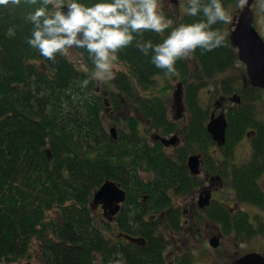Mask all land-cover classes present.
Segmentation results:
<instances>
[{
	"label": "trees",
	"instance_id": "trees-1",
	"mask_svg": "<svg viewBox=\"0 0 264 264\" xmlns=\"http://www.w3.org/2000/svg\"><path fill=\"white\" fill-rule=\"evenodd\" d=\"M232 1L222 0L226 12ZM79 2L91 6L100 0ZM39 6L40 0L35 5L21 0L19 6H0V260L19 259L37 240L42 264H109L119 257L128 264H168L167 242L159 225L175 208L152 207L167 197L165 189H180L174 174H188L184 164L176 163H183L185 156L181 153L179 160L163 153L158 141L151 143L141 133L139 118L131 113L120 118L123 126L112 135L105 124L107 100L91 79L94 65L86 51L78 49L83 65L60 55L53 63L26 42L32 25L25 17ZM202 18L184 11L177 25ZM222 26L217 23L213 30L221 31ZM171 27L162 35L145 32L143 39L161 43ZM192 57L197 70L209 75L235 60L236 53L228 50L223 39L213 50L202 54L197 49ZM117 61L125 63L127 70H116L108 86L112 109L125 106L139 112L150 126L173 131L167 98L140 93H151L157 76H166L151 63V53L144 55L133 43L119 52ZM175 67V76L184 84L185 104L189 109L195 106L196 127L205 139V112L195 95L203 83L197 79L204 76L194 79L187 60H178ZM233 118L236 131H241L247 121L239 115ZM188 135L190 139L191 125ZM229 137L226 146L238 138ZM139 170L151 172V179L145 180ZM106 178L126 191V205L112 219L102 210L101 216L96 215L90 205L93 191ZM232 183L237 199L264 201L259 183L251 176L236 173ZM215 213L219 221L232 219L227 210ZM112 224L120 235H107L106 231L113 232ZM182 263H190L189 258Z\"/></svg>",
	"mask_w": 264,
	"mask_h": 264
},
{
	"label": "flooded vegetation",
	"instance_id": "flooded-vegetation-1",
	"mask_svg": "<svg viewBox=\"0 0 264 264\" xmlns=\"http://www.w3.org/2000/svg\"><path fill=\"white\" fill-rule=\"evenodd\" d=\"M227 13L231 16V22L227 24L223 23L220 32L227 41L228 50L236 53V59L230 64L224 66L221 71L233 65L235 61H237L238 64H241V66H239L241 74L238 76L242 83L240 88L241 92L232 91V86H235V80L233 82L232 79H222V83L220 84L221 92L215 99L213 107L210 109L204 108V127L208 135L207 138L202 139L199 136L201 133L198 130V126L196 127L198 122L194 117L195 106L192 105L189 109L185 104L184 84L181 80H178L182 84L183 109L181 113L176 116L175 106V113L170 116L168 108L169 104L167 107V115L171 123L174 125L173 131L164 132L157 128H155L157 131L150 134H147L143 128H140V131L142 134L146 135L147 139L151 140V143L153 141H158L160 143V150L172 159H178L179 156L180 160L181 153L185 156L183 163H179V161L176 163L181 166L184 164L188 170V174L182 173L181 171L174 174V179L178 181L180 189L177 191L172 188L165 189L164 192L167 197L161 201V205L158 207H152L175 208L174 213H169L168 216L165 215L166 217L163 218L162 223L159 225V230L163 235H165L166 232L172 234L174 241L173 245L176 247L175 250L177 251L180 248L176 242L178 240L176 234L185 228L184 222L186 223L188 219H183V216L186 214V211L188 210L187 208H191L188 215L189 220H191V232L193 234L200 231L201 220L204 219V217H207L204 221L205 223H208L206 226L209 228L206 233V241L210 247V260L208 261V264H236L239 258L252 252L257 253V257L253 259L250 264H264L262 262L264 259V201L259 203L261 208H257V211H253L255 215L252 214V216L243 208H232V205L220 203L217 197L221 196V194L217 195L218 193L215 192L219 187L226 188L231 185L232 188H234L232 180L234 179L235 174L243 173L251 176L253 180H256L264 193V189L260 184V179L264 177V157H262V153L264 154V85H256L251 82L247 64L238 57V47L232 43L230 38V34L235 29L240 16L243 13H246V15L249 16L250 26L264 42V10L260 7V0H247L243 6H240V0H233L228 5ZM227 100L230 101L227 102ZM172 105H174L173 101ZM257 107L263 109H259V113H257ZM261 112H263V114H261ZM221 113H223L225 117L226 126L224 131V141L222 144H218L217 140L213 138L212 134L207 129V123L211 117H215ZM238 115L247 121V124L241 128V131H236L238 126L236 120L233 118ZM181 119H185V121L181 122ZM190 125L192 135L189 139L188 132ZM156 134L158 135L157 137L155 136ZM231 134H233V136L237 135L238 138L233 144H231V146L228 145L224 147L225 144L227 145V140L230 138L229 136ZM171 135H175L176 137L173 143L164 144L160 139L161 136L168 138ZM243 137L249 139L250 152L244 151L241 158L243 159V162H240L239 160H234L232 156L228 155V152L234 150L233 146L237 143V140ZM210 145H213V147L216 145L220 152H222L221 150L224 147L223 151L226 155L222 152V156L217 157L209 149ZM181 149H184V152H181ZM189 155H197L198 157V169L196 172L190 170L187 161ZM149 174V177L143 178L145 180H150L152 173L149 172ZM206 189L210 190L209 200L205 204H200L199 196L201 192ZM174 195H181L184 199H187L183 206H181L180 203L175 202ZM145 196L146 195H144L142 199H144ZM125 199L120 202L118 211L125 207ZM232 201L234 205H236L234 198ZM95 208L102 210L100 204ZM224 210H227V214L232 218L231 220L219 221L214 218V215L216 214L215 212H222ZM116 213L112 218H114ZM163 213L164 210H160L158 214L163 216ZM170 224L173 225L172 228L170 227ZM228 232L233 233L232 235L234 237L232 238L226 235ZM116 233L120 235L118 229L116 230ZM121 238L123 237L121 236ZM165 238L167 245L164 249V255L167 261L170 254H166L169 243L166 235ZM213 238H217V244L215 245L210 241ZM231 246L232 250L229 251ZM206 249L208 250V248ZM233 251L235 252L234 257L231 260V263H228L227 256H230V252ZM189 253L191 252L186 249H179L178 252H174L170 256L173 258V262L167 263L185 264L182 262L189 258L190 263L188 264H193L192 257ZM259 259H261V261Z\"/></svg>",
	"mask_w": 264,
	"mask_h": 264
},
{
	"label": "clouds",
	"instance_id": "clouds-1",
	"mask_svg": "<svg viewBox=\"0 0 264 264\" xmlns=\"http://www.w3.org/2000/svg\"><path fill=\"white\" fill-rule=\"evenodd\" d=\"M246 2L240 0V6ZM25 3L35 5L37 0ZM20 4L21 0H0V6ZM260 7L264 10V0H260ZM185 14H202L203 18L171 27L173 22L164 15L160 0H100L91 6L79 0L66 4L65 0H40V6L25 17L32 25L26 42L53 63L57 55L83 49L94 65L91 79L100 84L115 78L119 52L135 43L144 55L151 53V63L170 77L177 74L178 60L190 59L197 49L203 54L221 45L224 36L213 26L231 22L222 0H188ZM170 27L161 43L143 39L145 32L162 35ZM88 83L83 82L85 86Z\"/></svg>",
	"mask_w": 264,
	"mask_h": 264
},
{
	"label": "rangeland",
	"instance_id": "rangeland-1",
	"mask_svg": "<svg viewBox=\"0 0 264 264\" xmlns=\"http://www.w3.org/2000/svg\"><path fill=\"white\" fill-rule=\"evenodd\" d=\"M187 1L188 0H178L177 3H173L171 0H160L161 5H162V10L164 15L166 16L167 19H170L173 23H172V27H176L178 26V21L181 17V15L183 14L184 11H186L187 8ZM68 2V0H65V4ZM184 5V7L182 8L181 5ZM77 65H83L82 62V55L80 50L78 49H74V50H69L68 55ZM188 64H189V68H190V75L192 77H194V79L196 78L197 75L200 76H204L202 77L201 80L197 79V83L199 82H203L201 85L199 84V86L196 89V97L198 99V104L201 105L203 108L206 109H210L213 107L214 105V101L215 99L219 96L220 94V84L222 83V79H232L234 82L235 86H232L233 90L232 91H240V88L242 86L241 83V79L239 76V74H241V69L239 66H241V64H238L237 61H235L233 63V67L229 66L228 68H226L225 70L219 72L215 71L214 73H211L209 75H206L205 73L200 72V70H197L198 66L197 63L195 61V59H193V57H191L190 59H187ZM127 70V65L121 61H116L114 64V72L116 70ZM93 71V70H92ZM91 71V73H92ZM179 80V78H177L175 75L173 76H157V79L154 82V87L152 88L151 93H147V91L144 90H140V93L142 94H158L161 95L165 98H167V102L169 104V114L170 116H172V114L175 113V105H172V92L175 88V85L177 83V81ZM111 81H107L104 82L103 84H100L98 82L95 83V87L97 89V91H99V93L101 95L105 96V99L107 100V104H106V110H105V124L107 125V127H114L115 129L120 128L121 126H123V120L120 119L122 118L124 115L128 114H133L135 116H137L139 119L142 118L139 114V112L134 111V110H126L125 106H122L119 110H113L112 109V105L109 104V101L107 99L108 97V93H107V89L108 86L111 87L110 84ZM161 87L162 90H161ZM230 95V94H229ZM230 100H227V102H229ZM174 107V108H173ZM257 111L260 109L262 110L263 108L261 107H257ZM186 112V110H185ZM259 113V111L257 112ZM261 114H263V112H261ZM260 114V115H261ZM181 122H184L185 119H181ZM140 128H143L147 134H150L154 131H157L155 129V127L150 126L149 125V121L145 120V119H140ZM181 141V139H180ZM226 147V144L225 146ZM224 147L222 148V152H224ZM234 150L230 151L228 153V155L232 156L234 160H239L240 162H243L242 155L245 152H250L249 149V139L247 137H243L241 139L237 140V143L233 146ZM209 149L211 150V152L213 154H215L217 157H221L222 156V152L219 151V149L216 147V145L213 147V145L209 146ZM214 149V150H213ZM224 154L226 155V153L224 152ZM246 156V155H245ZM262 157H264V154L262 153ZM240 158V159H239ZM244 158V157H243ZM140 171V174L142 177H149L150 174L149 172L146 171ZM260 184L264 189V177L260 179ZM215 192H217L216 194L219 195L221 194V196H218L217 199H219L220 203L223 204H228V205H232V208H243L245 209L247 212H249L251 215H255L253 211H257V208H261L259 203H255V202H251V201H245V200H238L236 197V192L234 190V188H232V186L230 185V187H223L217 189ZM220 197V198H219ZM234 198V200L236 201V205H234L232 199ZM174 200L176 203H180L181 206L184 205V202L187 199H184L181 195H174ZM188 212L186 211V214L183 216V219H188V221L185 223L184 222V227L182 229V231L178 232L176 234V238L178 239L177 245L180 246L179 249H186L187 251L191 252L189 253L190 256L192 257V261L193 264H208L209 259V254H210V247L207 244V236L206 233L208 231V226H206L208 223H205L204 219H206L207 217H204V219L201 220V229L200 231H198V233L193 234L191 232V220H189V212L191 211V208H187ZM94 213L96 215H102L101 214V209H95ZM55 212L54 211H50V215H54ZM252 215V216H253ZM114 226L113 228V232L111 231H106L107 235L110 237H114L115 233H116V226L114 224H112ZM167 233V232H166ZM166 237L168 240V247H167V252L166 254H170L167 258V262L171 263L173 262V258L170 257L174 252H178L179 249L176 251V247L173 241V236L172 234L167 233ZM233 233H226V235L230 236V237H234L232 235ZM253 243V242H252ZM208 248V250L206 249ZM30 250L22 257H20L17 260L11 261V262H4L0 260V264H23L25 261L29 260L32 264H42L41 259L38 256V247H37V240H33L31 242L30 245ZM174 249V250H173ZM173 250V251H170ZM232 250V246L230 247L229 251ZM229 254V253H228ZM235 252H230V256H227V261L228 263H231V260L234 257ZM109 264H128L127 262L124 261L123 258L119 257L117 259H114L112 261L109 262Z\"/></svg>",
	"mask_w": 264,
	"mask_h": 264
},
{
	"label": "water",
	"instance_id": "water-1",
	"mask_svg": "<svg viewBox=\"0 0 264 264\" xmlns=\"http://www.w3.org/2000/svg\"><path fill=\"white\" fill-rule=\"evenodd\" d=\"M177 3L178 0H171ZM231 41L238 47V57L246 62L248 73L253 84L264 85V42L257 35L255 30L250 26L249 16L243 13L235 29L230 34ZM182 84L178 81L172 92V101L176 106V116L179 115L183 109L182 99ZM226 120L223 113L211 117L207 123V129L212 134L213 138L217 140L218 144L224 141V131ZM110 132L115 136V128L110 127ZM158 136L157 134L155 135ZM160 137V136H159ZM164 144L173 143L176 139L175 135L170 137H160ZM46 152L49 155L48 150ZM188 165L192 172L197 171L198 157L197 155L188 156ZM126 197L125 189L120 184L110 178H106L92 193L90 205L95 208L98 204L101 205L104 216L112 219V216L118 211L120 202ZM210 197V190H203L199 196V203L205 204ZM133 239L132 237H128ZM212 244H217V238L210 240ZM257 257V253H249L238 259L236 264H250L253 259ZM261 261V259H259ZM247 262V263H246ZM264 263V259L262 261Z\"/></svg>",
	"mask_w": 264,
	"mask_h": 264
}]
</instances>
